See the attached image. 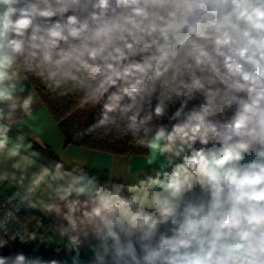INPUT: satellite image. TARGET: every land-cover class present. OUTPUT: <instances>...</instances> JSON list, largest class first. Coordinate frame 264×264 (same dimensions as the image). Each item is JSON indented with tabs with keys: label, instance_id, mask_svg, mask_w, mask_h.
Instances as JSON below:
<instances>
[{
	"label": "clouds",
	"instance_id": "obj_1",
	"mask_svg": "<svg viewBox=\"0 0 264 264\" xmlns=\"http://www.w3.org/2000/svg\"><path fill=\"white\" fill-rule=\"evenodd\" d=\"M30 79L88 112L80 140L148 167L101 175L14 134ZM3 181L67 244L13 251L48 245L0 223V264H264V0H0Z\"/></svg>",
	"mask_w": 264,
	"mask_h": 264
},
{
	"label": "crops",
	"instance_id": "obj_2",
	"mask_svg": "<svg viewBox=\"0 0 264 264\" xmlns=\"http://www.w3.org/2000/svg\"><path fill=\"white\" fill-rule=\"evenodd\" d=\"M27 84L35 98V106L38 111L35 113L34 119H29L23 126L15 128L14 134L16 131L23 132L36 150L50 157L58 154L66 162L71 160L86 162V166L91 171L101 175L107 173L109 176L121 177L127 175L129 169L137 171L148 167L144 154H112L101 150L89 149L73 142H66V136L60 127L42 104L28 81ZM19 190V186L15 183L1 182L0 192L12 194L16 198L18 211H26L24 205L19 202V197L17 196ZM34 214L40 216L37 213ZM43 218L47 219L49 223L47 228L40 233H43L48 247H41L38 252L33 254L42 255L47 259L57 255V250L61 249L62 245L67 244V238L61 237L59 234L61 230L59 220L50 221L47 217ZM58 258L68 259L62 250L59 251ZM69 264H71L70 260Z\"/></svg>",
	"mask_w": 264,
	"mask_h": 264
},
{
	"label": "trees",
	"instance_id": "obj_3",
	"mask_svg": "<svg viewBox=\"0 0 264 264\" xmlns=\"http://www.w3.org/2000/svg\"><path fill=\"white\" fill-rule=\"evenodd\" d=\"M28 82L66 136V142H73L89 149L101 150L112 154L142 155L145 153V149L128 145L126 142L119 140H113L111 137L102 136L99 133L91 139L80 140L79 128L83 126L85 116H88L87 122L91 123V116L88 112L76 104H72L69 107L67 100L46 91L41 81L30 79ZM18 212L20 213V219L16 220L19 225L23 223L30 231L36 232H43L47 228L49 223L47 219L32 212ZM0 255H3L2 249H0Z\"/></svg>",
	"mask_w": 264,
	"mask_h": 264
},
{
	"label": "built area",
	"instance_id": "obj_4",
	"mask_svg": "<svg viewBox=\"0 0 264 264\" xmlns=\"http://www.w3.org/2000/svg\"><path fill=\"white\" fill-rule=\"evenodd\" d=\"M17 212L18 208L16 198L10 193L0 192V223L5 225V228L8 232H13L20 228V225L17 223L15 217L9 216V213L15 214ZM15 250H22L28 254L34 253L33 248L22 245H17L16 249H13V251ZM2 252L3 255L9 254V250L7 248L2 249Z\"/></svg>",
	"mask_w": 264,
	"mask_h": 264
}]
</instances>
